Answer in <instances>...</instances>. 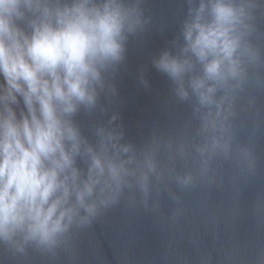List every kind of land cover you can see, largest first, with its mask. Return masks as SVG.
Wrapping results in <instances>:
<instances>
[{
    "label": "clouds",
    "instance_id": "1",
    "mask_svg": "<svg viewBox=\"0 0 264 264\" xmlns=\"http://www.w3.org/2000/svg\"><path fill=\"white\" fill-rule=\"evenodd\" d=\"M142 2L0 0V242L16 253L55 256L126 194L147 209L154 187L211 182L214 162L232 158L236 102L264 63L250 41L256 0H186L178 36L151 63L190 104L194 134L137 145L117 113L95 117L117 95L129 38L151 22Z\"/></svg>",
    "mask_w": 264,
    "mask_h": 264
},
{
    "label": "water",
    "instance_id": "2",
    "mask_svg": "<svg viewBox=\"0 0 264 264\" xmlns=\"http://www.w3.org/2000/svg\"><path fill=\"white\" fill-rule=\"evenodd\" d=\"M256 3L248 21L254 29L250 41L264 61V0ZM142 7L151 22L129 38L126 64L113 80L117 95L110 104L103 101L107 116L95 117L106 120L117 113L126 140L137 145L153 134L190 136L196 127L190 104L174 98L170 82L151 63L178 36L187 2L143 0ZM256 72L258 81L248 84L236 102L233 156L214 162L211 182L183 191L174 183L159 191L154 187L147 209L139 194L134 204L126 194L55 256L31 246L19 254L0 242V264H259L264 255V63ZM142 75L149 86L140 82ZM77 119L91 136L90 119L83 114ZM236 147L249 149L250 162L236 155ZM177 168L183 171L184 165L178 162ZM156 202L159 207L153 209Z\"/></svg>",
    "mask_w": 264,
    "mask_h": 264
}]
</instances>
